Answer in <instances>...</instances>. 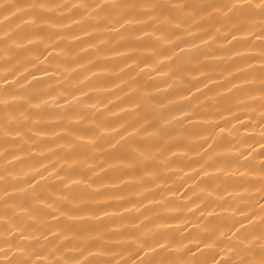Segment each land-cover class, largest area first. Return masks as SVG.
I'll return each instance as SVG.
<instances>
[{
    "label": "bare ground",
    "instance_id": "bare-ground-1",
    "mask_svg": "<svg viewBox=\"0 0 264 264\" xmlns=\"http://www.w3.org/2000/svg\"><path fill=\"white\" fill-rule=\"evenodd\" d=\"M32 3L12 0L10 8L6 4L0 10L9 18L0 39L13 37L0 44V152L10 164L26 161L43 173L32 183L62 169L71 179H58L68 184L84 173L96 181L93 199L77 196L63 218L51 217L59 219L51 237L59 236L60 244L78 231L85 238L94 232L95 254L116 256L113 264H140L159 248L137 249L131 227L136 223L146 225L145 231L172 230V236L185 237L182 245L201 264H221L231 250L213 245L210 251L200 244L204 225L230 223L240 196L256 200L243 202L250 218L229 237L264 218L261 187H240L229 179L259 177L246 167L237 169L264 152L259 136L264 112L257 104L264 95V22L245 18L238 0H127L122 9L107 10L112 19L106 26H96L104 16L88 23L102 0L87 11H66L63 24L44 4L39 11L45 20L26 16ZM121 17L128 19L115 23ZM25 22L37 24L28 39ZM69 80L70 92L65 90ZM174 80L180 83L173 86ZM49 101H58L62 111ZM84 110L93 114H79ZM172 121L180 123L166 127ZM161 130L159 146L145 147L153 157L163 153V160L138 166L127 143L139 144L143 135L159 136ZM261 162L264 155H257L254 163ZM6 175L9 182L0 184L6 195L3 210L23 215L31 199L16 194L24 187L17 183V172ZM217 238L223 239L221 232Z\"/></svg>",
    "mask_w": 264,
    "mask_h": 264
},
{
    "label": "clouds",
    "instance_id": "clouds-1",
    "mask_svg": "<svg viewBox=\"0 0 264 264\" xmlns=\"http://www.w3.org/2000/svg\"><path fill=\"white\" fill-rule=\"evenodd\" d=\"M12 0H0V10L5 9L6 4L11 7ZM97 0H33L30 10L26 12V16H34L37 22L45 20L44 15L39 11V6L44 4L51 6L53 17L57 23L63 24L69 17L65 16L66 11H71L73 8L81 9L84 11L92 9ZM242 4V10L247 15L257 17L260 21L264 22V0H238ZM127 0H102L101 7L98 11H93L89 15L88 23L95 25V18L104 16L100 25L106 26L108 21L112 19L111 15H105L107 10L111 8L113 11L122 9L126 6ZM240 11V9H237ZM8 17H4L0 12V35L3 34L6 27ZM23 19V17H22ZM128 17H121L115 20V23H123ZM264 26V25H261ZM164 27V26H162ZM171 28V22L167 25ZM24 29L27 35L24 39H28L37 31V24L27 23L24 24ZM159 30V29H158ZM13 39L8 36L7 39H0V44L7 43V40ZM174 47H179L175 45ZM156 54H160L159 51ZM183 55V53H180ZM4 64L0 63V68ZM2 77V73H0ZM180 83L179 80L173 81V86ZM71 80L66 82L65 90H71ZM50 106L62 111L58 101L46 102ZM74 103L79 106L82 101L76 100ZM259 110L264 112V95L257 102ZM43 107V105H42ZM70 107V105H69ZM159 105L154 107L157 110ZM85 116L92 115V110H84L82 113ZM261 121L264 122V115L261 116ZM179 121H172L166 127H172L173 124H179ZM97 124L103 127L102 124ZM138 135H141L138 133ZM164 131L161 130L159 136L157 135H143L142 141L138 144L136 142L127 143V151L133 157L135 163L139 166L147 164L148 162L155 163L156 160H163L164 155L161 153L158 157H153L145 145L158 147L159 141L163 138ZM232 135L239 139V130L234 129ZM260 142L264 143V127L259 129ZM104 137H100L103 140ZM239 146L238 144L236 145ZM101 147V145H96ZM257 155H264V152L253 154L249 162L238 166L246 167L251 172H258L259 177L255 180H249L246 175H236L229 177V179H236L239 181L240 187H256L259 185L262 189L261 195H264V162L259 164L254 163ZM49 159V157H44ZM98 159L99 156L92 157ZM35 159V158H34ZM8 158L0 152V184L8 183L9 177L6 175L10 172H17V183L23 184V188H18L17 195H26L31 199V205L27 211L20 216H17L15 209L6 213L4 209V202L6 195L0 191V264H113L117 258L111 256L106 258L103 255L95 254L90 241L95 236V233H88L87 238L84 237L79 231L71 240L57 244L59 236L51 237V233L59 223V219L55 222L51 220L53 215L63 218V214L70 210L73 202L77 196L84 199H93L94 192L92 185L95 180H89L87 174L82 175V179L73 181L71 184L67 183V179H58V177L66 176L71 179V175L65 170L56 172L54 175L48 176L41 181L32 183L37 176H43V173L36 170L34 165H29L26 161H17L15 165L7 162ZM37 163L40 161L37 160ZM56 165L52 164L54 168ZM167 167V164L162 165ZM26 168H31V171L26 172ZM47 171V169H45ZM90 171V170H89ZM64 187H61V186ZM56 193H59V198H55ZM241 203L235 207V212L231 217V222L228 224L219 223L212 227V221L204 225V235L198 236L200 244L208 245L210 251L223 248L225 251L231 250L227 259L223 260L221 264H264V218L260 224H251L247 227H241L233 235L229 237L228 233L237 224L243 225V222L249 219V216L244 215L248 205L244 201L252 202L256 200L255 196H240L236 198ZM41 201L46 203L41 206ZM227 203V201H225ZM264 212V208H261ZM216 219V217H213ZM133 242L139 251L144 248H159L158 252H154L150 256H145L140 264H201L199 258L190 256L191 248L182 245L185 237H174L171 235L172 230L167 233H157L154 231H145L146 225L132 224ZM178 232L179 230H175ZM217 232H221L223 239L217 238ZM255 237V240L250 241V237ZM165 240L166 243L161 246V241ZM249 242L247 245L245 242ZM215 246V249L212 246ZM105 251L110 249L105 246ZM47 254V259L45 256ZM203 255V254H202ZM157 257H159L157 259ZM123 264H128V261H123ZM203 264H208L207 260Z\"/></svg>",
    "mask_w": 264,
    "mask_h": 264
}]
</instances>
